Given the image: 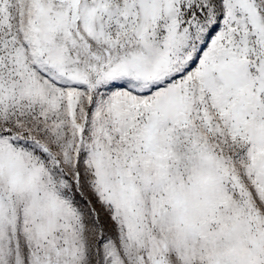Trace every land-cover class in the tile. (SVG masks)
<instances>
[{
	"label": "snow or ice",
	"instance_id": "obj_1",
	"mask_svg": "<svg viewBox=\"0 0 264 264\" xmlns=\"http://www.w3.org/2000/svg\"><path fill=\"white\" fill-rule=\"evenodd\" d=\"M0 264H264V0H0Z\"/></svg>",
	"mask_w": 264,
	"mask_h": 264
}]
</instances>
